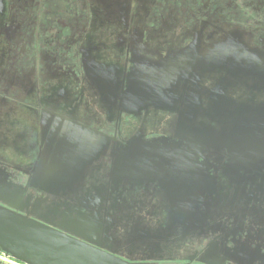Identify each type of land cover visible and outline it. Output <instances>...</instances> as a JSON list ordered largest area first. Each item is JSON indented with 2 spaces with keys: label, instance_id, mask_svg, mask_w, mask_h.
Instances as JSON below:
<instances>
[{
  "label": "flooded vegetation",
  "instance_id": "obj_1",
  "mask_svg": "<svg viewBox=\"0 0 264 264\" xmlns=\"http://www.w3.org/2000/svg\"><path fill=\"white\" fill-rule=\"evenodd\" d=\"M65 131L108 146L75 163L59 196L27 188ZM141 145L167 163H122L131 146L145 159ZM1 183L38 217L97 213L123 259L262 263L264 0H0ZM192 201L206 223L168 228L170 204Z\"/></svg>",
  "mask_w": 264,
  "mask_h": 264
},
{
  "label": "water",
  "instance_id": "obj_2",
  "mask_svg": "<svg viewBox=\"0 0 264 264\" xmlns=\"http://www.w3.org/2000/svg\"><path fill=\"white\" fill-rule=\"evenodd\" d=\"M236 55L232 54L231 57L234 62L233 67H236L241 61ZM226 57L223 54L217 59L212 58L208 65L214 66L215 64V67H222L229 61L230 57ZM203 135L201 133V137ZM97 137V134L94 135L91 132L82 135L65 131L56 147L57 151L54 153L52 163H49L44 169L51 147L48 144L38 171L34 173L33 180L30 179L31 181L26 187L48 195L59 196L60 193H64L63 191L69 188L65 182L73 173L71 169L74 168L75 163L79 162L80 158L81 160L85 158L83 166L90 163L93 153L97 157V152H102L108 146L107 137L99 145H97ZM202 145L201 140L200 152ZM131 148H134L133 153L132 150L122 153V157L126 159L122 163H125L126 166H141L140 172L142 173L152 170V166L167 163L151 159L150 145L138 147L144 152L141 154L145 158L143 160L135 159V156H138V149L132 146ZM163 155L165 154L160 156ZM194 162L195 160H184L185 164ZM112 167L113 170L116 168V162H112ZM23 192L24 189L19 186H11L8 183L0 184V254L5 258L17 264H160L149 257L138 260L120 258L117 252L109 246L115 241L114 237L109 234L111 224L102 220L97 213H95L96 215L93 213L84 214L78 208L61 210L58 206L50 212L58 217L59 221L55 222L27 211L29 205L20 203V195L22 196ZM203 205L202 201L171 203L168 228L192 222H196L197 226H203L206 223L205 217L199 211ZM145 228L152 230L150 227ZM134 235V240L143 244L149 242L150 239H159V235H153L148 231H137ZM247 239L248 237H246ZM216 249L217 246L213 242L208 246V254L216 252ZM251 253L255 254L254 251ZM205 258L200 260L202 264H214L210 261V256ZM260 258L263 261L264 255ZM260 264H264V261Z\"/></svg>",
  "mask_w": 264,
  "mask_h": 264
},
{
  "label": "rangeland",
  "instance_id": "obj_3",
  "mask_svg": "<svg viewBox=\"0 0 264 264\" xmlns=\"http://www.w3.org/2000/svg\"><path fill=\"white\" fill-rule=\"evenodd\" d=\"M3 264H17V263H15V262H12V260L10 261H8V260H0Z\"/></svg>",
  "mask_w": 264,
  "mask_h": 264
},
{
  "label": "built area",
  "instance_id": "obj_4",
  "mask_svg": "<svg viewBox=\"0 0 264 264\" xmlns=\"http://www.w3.org/2000/svg\"><path fill=\"white\" fill-rule=\"evenodd\" d=\"M0 260H3V261H4V260H8V261H9L10 259H7V258H5L3 255L0 254ZM10 261H11V260H10ZM12 262H13V261H12ZM0 263H2V262L0 261Z\"/></svg>",
  "mask_w": 264,
  "mask_h": 264
}]
</instances>
